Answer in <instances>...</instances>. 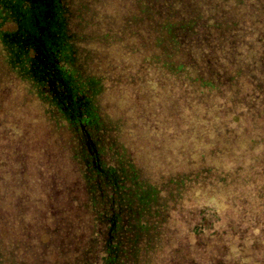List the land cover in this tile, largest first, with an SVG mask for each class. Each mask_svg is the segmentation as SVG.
Returning <instances> with one entry per match:
<instances>
[{
	"label": "trees",
	"instance_id": "trees-1",
	"mask_svg": "<svg viewBox=\"0 0 264 264\" xmlns=\"http://www.w3.org/2000/svg\"><path fill=\"white\" fill-rule=\"evenodd\" d=\"M24 11L0 29V264H264V0Z\"/></svg>",
	"mask_w": 264,
	"mask_h": 264
},
{
	"label": "flooded vegetation",
	"instance_id": "flooded-vegetation-1",
	"mask_svg": "<svg viewBox=\"0 0 264 264\" xmlns=\"http://www.w3.org/2000/svg\"><path fill=\"white\" fill-rule=\"evenodd\" d=\"M19 3L20 6H22L23 9L25 10L24 12L29 13V0H0V29L1 27L12 26L15 22H17V18L15 17L17 15L14 14L16 13V9ZM28 23H29V17H28ZM1 38L2 37L0 36V54L2 47ZM1 142L2 139H0V148L1 146H3Z\"/></svg>",
	"mask_w": 264,
	"mask_h": 264
},
{
	"label": "rangeland",
	"instance_id": "rangeland-1",
	"mask_svg": "<svg viewBox=\"0 0 264 264\" xmlns=\"http://www.w3.org/2000/svg\"><path fill=\"white\" fill-rule=\"evenodd\" d=\"M19 123H20V121H18ZM28 131H29V127H28ZM27 138H29V137H27ZM1 139V138H0ZM1 144H2V142H1ZM30 145H31V142H30V140H29V171H30V168H31V166H32V162H31V157H32V154H30V151H31V147H30ZM3 148V146H1V149Z\"/></svg>",
	"mask_w": 264,
	"mask_h": 264
}]
</instances>
